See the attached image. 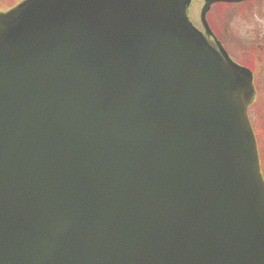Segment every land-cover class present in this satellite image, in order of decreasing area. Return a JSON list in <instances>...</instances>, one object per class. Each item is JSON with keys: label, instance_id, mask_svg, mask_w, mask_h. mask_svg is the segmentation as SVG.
I'll return each mask as SVG.
<instances>
[{"label": "water", "instance_id": "water-1", "mask_svg": "<svg viewBox=\"0 0 264 264\" xmlns=\"http://www.w3.org/2000/svg\"><path fill=\"white\" fill-rule=\"evenodd\" d=\"M193 1L0 13V264H264L253 75Z\"/></svg>", "mask_w": 264, "mask_h": 264}, {"label": "rangeland", "instance_id": "rangeland-1", "mask_svg": "<svg viewBox=\"0 0 264 264\" xmlns=\"http://www.w3.org/2000/svg\"><path fill=\"white\" fill-rule=\"evenodd\" d=\"M22 1L0 0V12H6ZM202 8L203 1H198L193 4L191 9L190 15L198 26H200ZM240 8L225 5L214 6L207 18L209 23L212 21L219 22L221 32L227 28V37L231 40L232 51L236 56L235 60L250 67L254 74L255 98L254 105L250 107L249 116L259 144V155L264 177V50H260L258 48L259 43L255 42L258 33L264 30V17L259 20L250 13L247 16L242 13ZM222 17L225 18L224 22L220 21ZM216 20L218 21L216 22ZM238 53L242 55L238 56Z\"/></svg>", "mask_w": 264, "mask_h": 264}, {"label": "flooded vegetation", "instance_id": "flooded-vegetation-1", "mask_svg": "<svg viewBox=\"0 0 264 264\" xmlns=\"http://www.w3.org/2000/svg\"><path fill=\"white\" fill-rule=\"evenodd\" d=\"M221 5L241 7L240 9L242 10L243 14L248 16L249 13H250L253 16L257 17L259 20H260V18L264 17V0H248L246 2L239 3V4H227V3H224V4H221ZM223 17H222V20H220L221 22L225 21V18H223ZM190 19H191L192 23L200 31L204 32V30L201 27V25L198 26L197 24L194 23L191 15H190ZM217 21L218 20H216V22ZM210 27L212 29L213 36H206L208 41L210 42V44H212L214 47L217 48L216 41H218L222 45V47L226 50L228 55L232 58V60L236 61L235 60L236 56L233 54V51H232L231 40H229V38L227 37V33H228L227 28L223 32H221V24L219 22L215 23L213 21L210 23ZM255 42L259 43L258 44V48L260 50H264V30L260 31L258 33L257 39H255ZM238 52H240V51H238ZM237 55L240 56L242 54L238 53Z\"/></svg>", "mask_w": 264, "mask_h": 264}]
</instances>
